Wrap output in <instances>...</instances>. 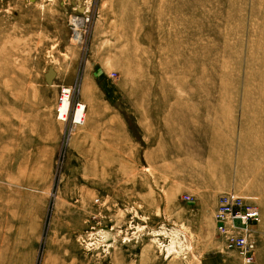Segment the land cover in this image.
<instances>
[{"label": "rangeland", "instance_id": "obj_1", "mask_svg": "<svg viewBox=\"0 0 264 264\" xmlns=\"http://www.w3.org/2000/svg\"><path fill=\"white\" fill-rule=\"evenodd\" d=\"M229 191L264 264V0H0V264H244Z\"/></svg>", "mask_w": 264, "mask_h": 264}, {"label": "built area", "instance_id": "obj_2", "mask_svg": "<svg viewBox=\"0 0 264 264\" xmlns=\"http://www.w3.org/2000/svg\"><path fill=\"white\" fill-rule=\"evenodd\" d=\"M71 92L70 88H62L57 117L66 123L71 121L74 126H80L85 122L83 117L76 118L81 102L72 108L70 105ZM66 98L69 100V106L63 112L61 105ZM214 218L217 235L226 248L236 251L244 264H253L257 249L256 227L261 222L259 208L246 202L236 191H229L218 196Z\"/></svg>", "mask_w": 264, "mask_h": 264}, {"label": "bare ground", "instance_id": "obj_3", "mask_svg": "<svg viewBox=\"0 0 264 264\" xmlns=\"http://www.w3.org/2000/svg\"><path fill=\"white\" fill-rule=\"evenodd\" d=\"M68 106H69V100L66 98L63 101V104L61 105V111L65 112L68 109ZM81 117L84 118V121H85L84 123H86L88 121L87 110L82 106V104L80 105V107L78 108V112L76 113L77 119H80Z\"/></svg>", "mask_w": 264, "mask_h": 264}, {"label": "crops", "instance_id": "obj_4", "mask_svg": "<svg viewBox=\"0 0 264 264\" xmlns=\"http://www.w3.org/2000/svg\"><path fill=\"white\" fill-rule=\"evenodd\" d=\"M115 105H118V104H115ZM92 109H95L97 107L93 106L91 107ZM111 108H119V106H115V107H111ZM98 117V113L96 111H91V113H89V120H95L96 118ZM50 124L53 125V126H56V120L53 118L52 116V119L50 120Z\"/></svg>", "mask_w": 264, "mask_h": 264}]
</instances>
